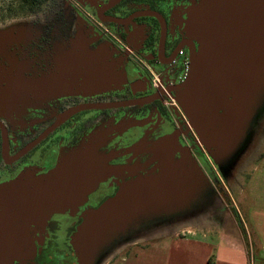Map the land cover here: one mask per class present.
Masks as SVG:
<instances>
[{
  "label": "water",
  "instance_id": "water-1",
  "mask_svg": "<svg viewBox=\"0 0 264 264\" xmlns=\"http://www.w3.org/2000/svg\"><path fill=\"white\" fill-rule=\"evenodd\" d=\"M44 24L0 29V115L13 118L47 100L105 85L114 72L105 48L57 51L39 66L28 49L44 32ZM198 42L189 57V72L176 99L221 173L227 176L249 146L253 127L264 110V0H201L187 20ZM81 47V46H79ZM50 62V63H49ZM96 129L63 150L46 172H21L0 184V264L32 256L31 227L54 213L76 209L108 176L121 169L103 150L114 132ZM172 136L153 148L163 162L154 178L138 176L117 194L88 210L71 238L78 264H100L108 250L156 214L189 201L190 186L183 167L171 158ZM127 152H145L138 142Z\"/></svg>",
  "mask_w": 264,
  "mask_h": 264
},
{
  "label": "flooded vegetation",
  "instance_id": "flooded-vegetation-1",
  "mask_svg": "<svg viewBox=\"0 0 264 264\" xmlns=\"http://www.w3.org/2000/svg\"><path fill=\"white\" fill-rule=\"evenodd\" d=\"M200 1L48 0L35 13L44 14L48 21L42 36L31 44L39 66H45V54L51 62L57 51L79 45L82 52L109 50L108 63L114 72L101 87L53 97L13 118L0 115V184L27 169L48 171L63 150L96 129H113L119 124L127 128L113 131L103 147L116 152L111 164L121 169L102 181L76 209L54 213L45 224L32 226L30 244L35 245V253L13 264H78L71 238L85 213L115 196L126 182L161 174L163 162L152 149L167 136H172L171 158L183 167L190 186V200L130 231L112 245L106 257L119 248L127 247V251L150 235L216 215V206L228 196V178L219 177L185 112L170 98L176 99L189 72L184 58L199 46L187 30V20ZM142 141L145 152L126 151Z\"/></svg>",
  "mask_w": 264,
  "mask_h": 264
},
{
  "label": "crops",
  "instance_id": "crops-1",
  "mask_svg": "<svg viewBox=\"0 0 264 264\" xmlns=\"http://www.w3.org/2000/svg\"><path fill=\"white\" fill-rule=\"evenodd\" d=\"M262 166L264 163L252 169L258 171ZM252 169L239 179L238 200L227 189L231 199L214 207L216 215L198 218L172 232L144 238L146 249L143 256L147 259L142 264H264L263 187L256 186L254 193L251 192L256 197L253 200H247L249 196L246 194L247 185L253 183L256 176ZM258 177L264 180V171ZM257 194L261 198H257ZM174 243L173 250L157 251ZM125 252L116 249L105 261L108 259V264H129L130 258Z\"/></svg>",
  "mask_w": 264,
  "mask_h": 264
},
{
  "label": "rangeland",
  "instance_id": "rangeland-1",
  "mask_svg": "<svg viewBox=\"0 0 264 264\" xmlns=\"http://www.w3.org/2000/svg\"><path fill=\"white\" fill-rule=\"evenodd\" d=\"M70 18L72 19L71 15ZM35 23H38L40 25L44 24V26H46V23H48V21L44 14L36 16L34 13H29L27 9H24L20 5V0H0V29L22 28V27L29 29ZM262 159H264V110L260 113L257 121L255 122V125L253 127L252 138L249 146L246 148L244 153H242L238 157L237 161L235 162V165L233 166L232 171L230 172V175L228 174L227 175L228 177H225V175L221 173L219 167L215 163V168L219 172V177H222L224 180H226V178L229 179V182L227 181L228 179L226 180L227 188L229 189L231 196L235 200H238L237 198L239 196L238 183L240 177L242 178L244 174L247 173L249 174L253 167L261 166L262 163H264V160ZM252 171H254V175H256L257 177L256 176L254 177L255 179H253L254 180L253 183L247 182L249 183L247 185L248 189L246 190V194H248L249 196L247 200H253L254 198H256L251 195V192L255 190L256 186L263 187V192H264V180L258 177L259 175H262L264 171V167L263 166L260 167L258 171L257 169L256 170L252 169ZM227 195L228 196H225V199L222 200L223 202L221 204H225L227 200L231 199L230 194L228 193ZM260 196H258L257 198H261ZM234 214L238 217L236 213ZM187 238L190 239L191 236L188 235ZM174 248H175V243L173 245L161 247L157 251H168V250H173ZM126 249H124L123 251H125ZM144 249L146 248H144L143 242L131 246L125 252L127 253L126 255H128L130 258L129 264H135V261H137V264H142V262L147 259L146 257L144 258L143 256V251H145ZM107 261L108 259L106 261H103L104 263L101 262L100 264H108Z\"/></svg>",
  "mask_w": 264,
  "mask_h": 264
},
{
  "label": "trees",
  "instance_id": "trees-1",
  "mask_svg": "<svg viewBox=\"0 0 264 264\" xmlns=\"http://www.w3.org/2000/svg\"><path fill=\"white\" fill-rule=\"evenodd\" d=\"M48 0H20V5L24 8L27 9L29 13H37L39 12L43 5L47 2ZM32 45H35V42L32 43ZM32 45L30 44L28 49L32 51Z\"/></svg>",
  "mask_w": 264,
  "mask_h": 264
},
{
  "label": "built area",
  "instance_id": "built-area-1",
  "mask_svg": "<svg viewBox=\"0 0 264 264\" xmlns=\"http://www.w3.org/2000/svg\"><path fill=\"white\" fill-rule=\"evenodd\" d=\"M91 19H93L96 23H98L97 19H95L94 17H91ZM106 35H108L111 39L113 40H118V38L116 37L115 34H113L112 32L110 31H105ZM184 65H185V68H186V71L188 70L189 68V58L188 57H185L184 58ZM171 100L173 101V103L176 105V106H179V103L178 101L175 99V97H170ZM217 171V169H216Z\"/></svg>",
  "mask_w": 264,
  "mask_h": 264
}]
</instances>
